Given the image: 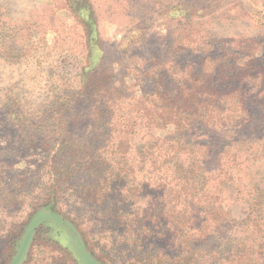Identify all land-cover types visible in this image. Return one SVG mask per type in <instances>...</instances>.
Listing matches in <instances>:
<instances>
[{
    "label": "rangeland",
    "instance_id": "rangeland-1",
    "mask_svg": "<svg viewBox=\"0 0 264 264\" xmlns=\"http://www.w3.org/2000/svg\"><path fill=\"white\" fill-rule=\"evenodd\" d=\"M85 5L95 24L90 45ZM99 64L118 79L130 74L136 99L148 86L142 73L159 69L211 75L223 94L239 87V98L225 94L214 110H226L230 123H193L189 132L210 147L208 188L227 212L209 230L204 261L256 239V222L264 223V0H0V264H136L145 253L173 257L180 245L179 224L164 229L167 181L149 163L139 170L135 147L128 177L108 188L126 198L117 208L128 215L103 204L106 184L82 170L69 177L67 167L90 156L118 157L113 122L103 105L90 114L95 102L84 87V74ZM50 166L60 181L55 213L36 209L49 201Z\"/></svg>",
    "mask_w": 264,
    "mask_h": 264
},
{
    "label": "trees",
    "instance_id": "trees-1",
    "mask_svg": "<svg viewBox=\"0 0 264 264\" xmlns=\"http://www.w3.org/2000/svg\"><path fill=\"white\" fill-rule=\"evenodd\" d=\"M85 8L90 15L88 22L83 25L86 31L85 41L90 45L94 44L96 39L92 37L95 24L92 9L88 5H85ZM154 67V64L151 65V68ZM99 71L102 73H98ZM167 74L171 77L166 83ZM129 76L130 74L118 79L113 74V70L104 71L101 64L84 74V87L87 90L91 89L89 97L95 102L90 114L94 115L96 109H99L96 104H99V107L103 105V109L108 114L104 116L109 119L110 124L113 122L112 129L115 131L110 135L111 139L114 135L112 142L117 150L113 154L118 157L117 159L107 157V153L112 154L113 150L95 158L90 156L87 163L80 167L73 166L71 169L67 167L69 177L72 178L76 170H82L87 177L98 180V185L106 184L103 192L108 194L111 183L120 182L128 177L126 165L131 158H128L127 154L129 149L135 147L139 170H143L144 165L149 163L153 172H158L154 176L164 177L167 181L163 187L165 198L162 199L165 207H168L164 229L168 233L170 230H176L175 227L178 226L176 232L180 239V245L170 250L174 254L173 257L169 254L159 256L153 252L145 253L142 254L146 256L144 261L136 264H206L204 249L207 245L205 242L211 239L209 230L212 229V225L217 227L227 221V212H223L221 200L215 197L213 199L208 188L213 176L205 171L203 163L209 159L210 147L206 141L197 143L189 132L193 123L202 125L230 123L232 115L225 114L226 110L220 115H214L215 107L219 100L225 105L227 99L225 97L229 94L232 99L239 98L241 91L237 87L233 88V93L223 94L226 86H222L220 91H223L218 92L217 87L211 83V75L206 80L202 77L195 79L191 70L172 73L169 68L165 71L159 69L157 72L142 73V77H147L144 81L148 86L141 97L136 99L134 95L130 97V94L133 93L137 82ZM125 77H128V80H125ZM57 120L60 123L64 121L62 118ZM167 127L172 129L166 137L155 134ZM68 143L76 146L73 141ZM73 163L75 162L71 164L74 165ZM47 174L49 175L47 184L50 185L46 184L43 192L46 200L49 201L37 204L36 209L48 208L55 213L57 210L55 195L57 196L56 190L57 186H60V181L51 166ZM111 191L108 197L105 195L103 204L107 203V206L118 214L128 215L127 212L117 208V205L122 204L126 198L121 192L116 195L114 192L116 190ZM35 206L36 202L29 208L33 210ZM134 211L136 212L137 209ZM138 215L137 212L134 221L139 224L142 216L140 219ZM174 222L179 225L173 226ZM263 227L264 223L256 222V230H254L258 234L256 239L231 242V248L225 251L226 257L221 260V256L216 255L212 264H264ZM174 239L171 236L169 241L174 242Z\"/></svg>",
    "mask_w": 264,
    "mask_h": 264
}]
</instances>
